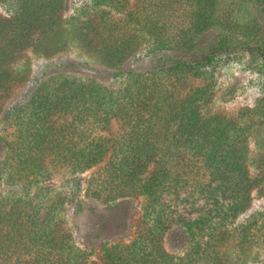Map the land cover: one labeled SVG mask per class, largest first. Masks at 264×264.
<instances>
[{"label": "rangeland", "instance_id": "1", "mask_svg": "<svg viewBox=\"0 0 264 264\" xmlns=\"http://www.w3.org/2000/svg\"><path fill=\"white\" fill-rule=\"evenodd\" d=\"M199 2L64 0L61 19L45 42L35 36L13 62L18 81L0 91V164L13 167L19 151L36 158L22 178L0 180V203L20 199L29 217L49 214L68 242L53 253L55 260L65 252L77 264H107L115 253L117 263L142 264L143 254L159 257L162 248L169 257L158 264H264V64L252 53L264 41V0H208L204 8ZM202 13L210 18L199 31ZM0 14H8L2 5ZM121 47L126 51L117 57ZM218 48L226 52H218L211 65L166 74L171 61ZM144 81L152 90L164 86L174 103L202 89V116L234 123L231 141L243 157L244 176L223 179L179 138L167 123L172 102L163 100L165 93L148 99L154 116L145 123L154 127L148 135L140 127L131 131L123 115L106 112V105L86 96L66 100L73 89L82 94L96 85L106 93H132ZM38 93L48 96L52 114L32 122ZM118 105L133 106L123 97ZM30 135L39 143L29 145ZM98 145L100 161L75 163L74 155ZM147 149L154 156L147 168L132 183L123 180L117 171L123 160ZM28 252L22 256L32 263ZM16 257L0 254V264H15Z\"/></svg>", "mask_w": 264, "mask_h": 264}, {"label": "trees", "instance_id": "2", "mask_svg": "<svg viewBox=\"0 0 264 264\" xmlns=\"http://www.w3.org/2000/svg\"><path fill=\"white\" fill-rule=\"evenodd\" d=\"M96 2L98 5H106L110 0H96ZM202 3L208 4L209 2L208 0H200L199 7L201 6L204 8L205 5ZM0 5L4 6L8 11L7 15L0 14V91H2L10 89L18 81L19 77L13 74V62L34 44L33 40L35 36H39V43L45 42L46 35H50L51 31H54L58 21L61 19L60 15L64 8V0H0ZM204 11L206 10L204 9ZM203 15L206 14L202 13L201 16ZM208 18H210V16L206 15L203 23H200L198 27L199 31H204L208 28ZM115 51H117V57H122L126 49L121 47ZM220 51L226 52V49L218 48L216 51L200 56L195 55L190 59L171 61L170 67H167L166 74H171L172 72L182 74L191 69L194 70L211 65ZM252 53H256L257 56L262 58V63L264 64V41L256 45ZM17 74L19 75L20 72H17ZM150 85L148 81H144V85H141L137 91L133 90L132 93L128 92L130 89L118 93H106L94 85L82 94H80L77 89H73L70 91V95L66 97V100L73 102L72 100L74 98L76 102L81 96H86V99L94 100L96 104L101 106L106 105V108H108L106 112H116V115H123L126 121L128 119L129 124H132L130 128L131 131H135L140 127V129H142L140 134L146 133L148 135L149 130L154 128L145 124L149 122L147 120L151 121L154 118L152 114L153 111H151L153 107H151L148 99L154 97V95L159 92V94L161 93L162 95L165 93V96H162L165 102L169 99L170 102H172V97L170 96L168 98L170 91L165 89L164 86H161V88L156 87V90H152ZM202 92V89H197L194 95L188 96L184 101L178 100L175 101L176 104L174 102L169 104L168 115L170 118H168L167 123L169 126L174 124L177 131L176 133L181 134L179 138H185L195 146L196 152L202 154L204 160L209 163V166L217 170L218 175L223 176V179H230V177L237 176L240 178L238 174L241 173L240 175L244 176V173L241 172L243 157L238 153L239 151H237L236 145L233 144L234 141H231L232 138L230 135L234 123L220 116L203 117L199 105ZM122 97L127 99V102H131L133 106H124L125 108L119 107L118 102ZM36 100L40 101L39 105L35 108L38 113H36V116L33 115L32 122H35V119L38 122L39 115L47 117L52 114V103L46 94L38 93L33 101L36 102ZM66 100H62L63 103L67 102ZM59 103L62 102L59 101ZM21 109L22 108H19V111ZM146 111L149 112L147 113V115H149L148 118L144 116L146 115ZM13 113H15V110L10 112L11 116ZM131 120H135V122L132 123ZM141 124H145V126H141ZM30 126L31 125H29V127ZM32 127L31 133L34 134L35 125L33 124ZM31 138L32 135H30L28 139L29 145L38 144L40 141L37 137L35 140H30ZM22 143L25 144L27 141L24 140ZM37 147H39V145H37ZM138 151L128 154V159L123 160L122 165L119 166L121 169L117 170L119 172L118 174L122 175V179L125 181L129 180L130 183H132L133 180L132 176H135L134 174L147 168L150 158H154L152 152L148 149L145 154H138ZM101 153H103L101 145H98L91 151L74 155L78 157L75 163L77 165H85L84 163L86 162L87 165L85 166L92 165L100 161ZM21 154L22 152L19 151L13 155V167L7 168L0 164V180L15 181L22 178L23 174L26 172L28 163L30 164L36 157H32L35 154L34 152L30 153L29 158ZM17 157H19L18 161H20L23 166H21L20 163L18 164V162L16 164L15 158ZM35 164L39 166L38 162L34 163V165ZM218 165L219 167H217ZM7 175L8 177H6ZM155 178L158 177L155 176ZM223 185L220 186L221 189L224 188ZM12 202L13 205L8 209V203L11 204ZM42 224H45L43 228L41 227ZM52 226L49 214L44 216L30 214L29 217V214L24 213L23 204L20 203V199H12L11 202H9L4 198L0 203V254L6 256V260L16 255L15 264H20L25 261L27 264H34V261L35 263L38 261L42 264L39 257L44 258V260L51 264H53V262H55L54 264H77V262L73 261L70 255L68 256L65 252L63 254L61 253V256L57 260L54 259L53 253L62 252V249L68 247V242L61 239L58 234V229L55 228V226L52 228ZM187 229L191 232L190 235H193L194 232L191 231L190 226ZM16 237H19L18 241L15 240ZM44 248H49L48 254H44ZM161 249L162 248L159 249L160 251H157L159 257H153L151 253H148L151 258L149 259L148 255L143 254L144 259L142 260V264H158L157 259L161 262L167 261L169 255L167 253L165 254ZM3 250L6 251L3 252ZM23 252L31 253L28 260H32V263L27 262V258L22 256ZM66 256L68 257L66 258ZM116 256L115 253H109L107 264H121L120 262L117 263L116 258L118 257ZM131 258H134L133 254ZM130 262L131 260L129 262L127 261V264H130Z\"/></svg>", "mask_w": 264, "mask_h": 264}]
</instances>
